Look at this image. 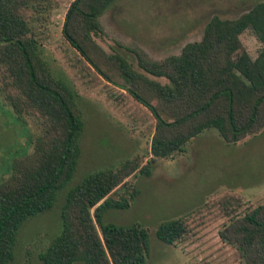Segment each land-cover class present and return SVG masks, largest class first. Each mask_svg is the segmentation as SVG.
I'll return each mask as SVG.
<instances>
[{"label":"trees","instance_id":"obj_1","mask_svg":"<svg viewBox=\"0 0 264 264\" xmlns=\"http://www.w3.org/2000/svg\"><path fill=\"white\" fill-rule=\"evenodd\" d=\"M43 0H0V67L5 94L20 119L34 116L40 132L33 151L16 159L0 184V264L15 258L23 224L66 198L61 232L40 253L43 264H146L148 229L139 222H106L110 209H129L140 193L133 175L150 176L157 159L186 151L194 138L215 128L227 144L264 131V0L235 19L213 17L201 40L162 60L132 50L138 70L120 53L95 40L101 16L115 0H73L62 27L65 39L108 82L127 91L153 114L150 158L136 156L119 167L96 170L70 186L81 156L86 121L76 92L43 56L42 43L26 10ZM252 29L262 43L253 58L241 35ZM151 76L168 80L162 83ZM123 189L122 193L119 190ZM224 202L229 221L220 238L234 245L238 264H264V203L240 211L241 200ZM187 217L164 221L157 237L175 245L189 234Z\"/></svg>","mask_w":264,"mask_h":264},{"label":"rangeland","instance_id":"obj_2","mask_svg":"<svg viewBox=\"0 0 264 264\" xmlns=\"http://www.w3.org/2000/svg\"><path fill=\"white\" fill-rule=\"evenodd\" d=\"M73 0H43L26 14L35 25L43 56L52 71L76 92L86 121L80 138L81 156L70 186L96 170L117 168L139 156L146 163L156 120L127 91L108 82L65 39L62 27ZM261 0H115L101 16L97 43L109 54L124 55L138 67L132 50H142L154 60L180 54L183 47L201 40L213 17L235 19ZM253 58L262 43L252 29L241 35ZM0 67V184L9 177L12 164L33 151L40 129L34 116L20 119L5 94ZM162 83L164 77L151 76ZM140 193L129 209H110L106 222H139L149 231L150 255L146 264H238L237 248L224 242L219 231L229 221L224 202L241 200L240 211L264 203V131L227 144L215 128L194 138L186 151L170 159H157L150 176L133 175ZM66 190L55 206L27 220L21 227L11 264H43L40 253L61 232V210ZM123 189L119 190L122 193ZM187 217L188 236L175 245L157 237L166 220ZM75 264H83L77 262Z\"/></svg>","mask_w":264,"mask_h":264}]
</instances>
